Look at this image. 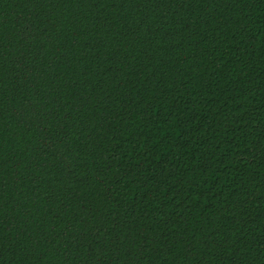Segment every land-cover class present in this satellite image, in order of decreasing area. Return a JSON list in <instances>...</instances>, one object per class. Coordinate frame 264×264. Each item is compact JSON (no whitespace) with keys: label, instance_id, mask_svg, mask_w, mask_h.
Returning <instances> with one entry per match:
<instances>
[{"label":"trees","instance_id":"trees-1","mask_svg":"<svg viewBox=\"0 0 264 264\" xmlns=\"http://www.w3.org/2000/svg\"><path fill=\"white\" fill-rule=\"evenodd\" d=\"M0 264H264V0H0Z\"/></svg>","mask_w":264,"mask_h":264}]
</instances>
